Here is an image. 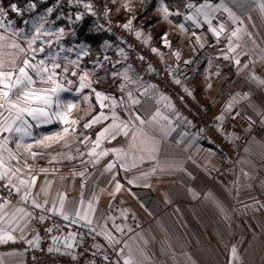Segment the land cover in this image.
<instances>
[{
	"label": "crops",
	"instance_id": "0c3cea01",
	"mask_svg": "<svg viewBox=\"0 0 264 264\" xmlns=\"http://www.w3.org/2000/svg\"><path fill=\"white\" fill-rule=\"evenodd\" d=\"M188 2L199 4L203 1ZM211 2L217 3L219 0ZM226 2L240 17L241 22L237 24L227 21V14H224L223 18L226 20L228 30L236 27L242 29L243 40L237 52L240 53L241 65L247 64V69L238 68L234 60L223 59L227 40L222 36L218 43L208 31L207 25L202 29H195V35L190 22L185 25L187 31L180 29L182 16L170 15L165 19L160 0L157 1L152 16L157 18L156 25L166 24V34L175 36L178 49L188 46L189 67L186 69L184 66L174 65L185 74L183 79L185 88L200 99L210 112L219 116L229 113L225 109L235 98L232 110L239 109L262 126L261 134L252 136L245 144L238 166L226 177L216 178L213 171L223 159L222 152L205 138L201 130L191 125L183 116L177 117L173 107L166 108L167 102L161 100L157 104L156 101L161 95L155 89L153 99V90L150 89L149 95L139 96L141 105L136 106L139 109L138 114L142 116L151 114L159 107L161 112L171 119L175 131L171 135H164L159 131L152 133L159 149L155 153L154 161L138 162L135 167L129 166L127 170L117 166L114 174L106 173L101 176L105 165L115 159L114 154L103 157L95 165L82 164V159L87 161L89 158L86 154L82 158L77 154V148L81 152H87L80 144L82 137H79V134L82 132L94 140L96 132L111 121L84 129L83 124L100 111L95 97H91L89 106L74 92L65 93L63 94L65 100L73 99L79 105L70 114V119L79 121L75 126L77 135H72L71 132L67 134V144L63 141H46L45 143L49 145L46 148L33 143L32 151L42 154L34 159L21 155L18 165L24 179H28L29 173L38 177L33 195L39 193L45 179L53 181L48 193L38 196L40 202L55 197L58 192H63L69 200L73 198L79 200L83 184L85 200L91 199L95 193L97 197L95 203L99 210L116 216V223L131 226V232L125 229L124 240L142 234L149 241L146 247L141 240L134 241L145 247L150 257L149 264H264V207L261 206L264 205V123H262L264 118L259 114L264 110V88L259 87L256 81L246 79L251 74L264 79L262 51L264 22L261 20L258 5L251 3V0ZM120 9V12H124V4L121 3ZM38 13L37 11L36 14ZM130 17L135 18L133 15ZM213 24H216L215 20ZM144 25L143 29L138 30L143 40L145 34L151 37L153 26ZM245 29L247 33H251V37L245 34L243 31ZM197 36L201 37L199 43L196 40ZM253 40L255 44L252 43ZM82 42L75 41V44H83ZM65 43L68 44L67 39ZM201 43L203 47L200 46ZM15 51L11 47H5L0 50V54L5 60H9L11 58L9 54H14ZM111 79V75H108L104 82ZM113 81L117 87L116 92H112L110 88L102 91L119 99L121 96L119 84L122 78L118 77ZM48 86L51 85H37ZM97 86L98 84H95L96 88ZM119 115L122 119L126 118L123 112ZM63 127L60 123H53L34 128V132L38 136L54 132L63 134ZM182 133L186 134L183 139ZM9 146L15 150L14 143ZM102 148H122L129 151V138L118 136L111 142L105 141ZM69 156L74 158L69 159ZM25 160L27 165L31 166L30 169L25 167ZM171 161L176 163H170ZM41 168L49 169L47 175L40 171ZM80 172H85V176L74 175ZM143 173L148 175L144 177ZM113 176L122 185L119 191L115 190L114 183H108ZM129 180L133 183L129 184ZM121 210H126V220L119 218ZM32 224L34 226V221ZM108 227H111V222ZM15 235L19 236V233ZM35 235L36 232L26 233L28 239ZM233 246L237 249L235 258L231 252ZM4 259L5 264L10 260L16 262L22 260L23 263L25 260L24 255L5 256Z\"/></svg>",
	"mask_w": 264,
	"mask_h": 264
},
{
	"label": "snow or ice",
	"instance_id": "6c2138e0",
	"mask_svg": "<svg viewBox=\"0 0 264 264\" xmlns=\"http://www.w3.org/2000/svg\"><path fill=\"white\" fill-rule=\"evenodd\" d=\"M232 2L235 3L236 0H232ZM59 3L60 0H56V5L48 7L43 14L21 21L29 27H16V21L8 18L9 11L22 17L25 12L31 13L36 9V3H28L24 8L19 7L17 3H11L7 9L0 3V50L5 47L16 50L14 54H9L11 57L9 60H5L0 54V189L7 191L6 197L0 196V245H6L9 242L16 243L19 240L31 247L39 248L41 238L38 234L32 239H28L26 236V233L30 231L36 232L32 222L35 220L43 224L53 217H60L69 225H79L81 228L87 229V232L69 231L66 235H52V244L48 247L49 253L56 252L70 256L72 260H77L78 255L74 253L73 249L81 247L86 237H91L95 241L97 236H103L108 247L112 248L117 257L113 261L104 246L94 242L91 247L96 251L92 255L100 256L104 264H121V261L122 264H149L150 257L145 251L149 241L142 234L124 240L125 229L131 232V226L126 224L122 226L116 223V216L111 215L110 212L99 210L95 203L97 200L95 193L91 199L85 200L83 184L81 185L82 191L79 200L75 198L69 200L63 192H58L55 197L40 202L38 196L42 193L47 194L53 181L45 179L40 186L39 193L33 195V188L38 177L29 173L28 179H24L21 175V168L18 166L21 155L31 156L34 159L37 155L42 154L32 151L33 143L46 148L49 146L45 143L46 141H63L67 144V134L71 132L72 135H77L75 126L79 124V121L70 119V114L79 105L73 99L65 100L63 97L65 93L74 92L89 106H91V97L94 95L100 111L83 124L84 129H91L95 125L111 121L96 132L94 140L82 132L79 134V137H82L80 144L87 149V152H81L77 148V154L81 158L86 154L89 158L87 161L82 159V164L91 163L95 165L103 157L114 154L115 159L105 165L103 172L100 173L101 176L106 173L114 174L117 166L122 170H127L129 166L135 167L138 162L154 161L156 159L155 153L159 149L152 133L159 131L164 135H171L175 131L171 119L164 115L159 107L151 114L143 116L138 114L139 109L136 106L141 105L139 96L149 95L151 89L153 90L152 98L155 99L156 86L146 84L135 73L130 64L126 65L122 71L113 70L110 73L113 80L118 77L122 78V82L119 84L121 92L119 99L113 95L97 91L93 87L94 82L90 77L104 69L105 62H111V58L104 56L103 60L95 61L92 64V72L81 67V58L88 55V52L85 51L86 46L84 44H75L72 47L65 46L62 43L63 37L66 35L74 36L75 31L69 29L66 32L64 27L56 28L55 24L63 19L74 23L81 20L84 13H77L75 21L70 15L65 17L63 13L52 20L49 18L50 14L53 13L55 7L59 6ZM68 3L83 4V7L88 10L93 8L91 4L84 3V0H68ZM251 3L258 5L261 20L264 22V0H251ZM160 6L165 19H168L170 15L182 16L183 22L179 23V28L182 30L187 31L185 25L190 22L193 35H195V29H202L204 25H207L208 31L212 33L218 43L223 36L227 40L223 59L234 60L238 68L247 69V64L241 65L240 53L237 52V49L241 47L240 42L243 40L242 29L236 27L228 30L226 20L223 18L224 14H227V21L237 24L241 22L240 17L229 7L226 0H219L217 3H213L211 0H203L199 4L186 2L184 11L177 9L175 13L170 12L169 6L164 3V0H160ZM107 11L105 8L106 14ZM92 14L96 15L95 12ZM214 20L216 21L215 25L213 24ZM131 24L132 21L129 20L122 26L131 30ZM243 31L251 37V33H247L246 29ZM5 33L8 35L6 36ZM136 36L140 37L141 33L136 32ZM17 39L22 40L26 47L16 43ZM196 40L199 43L201 37L197 36ZM5 41H11V43L6 44ZM147 42V40L144 41V43ZM164 42L165 44L168 43L166 39ZM252 43L255 44V41L253 40ZM246 45L247 41L244 42L245 47ZM104 46L110 47L107 41H105ZM200 46L203 47L204 45L201 43ZM152 51L163 58V54L159 53L158 49L152 48ZM72 53L75 54V59L69 55ZM119 53L126 60L127 54L123 48L119 49ZM175 55L179 58V52H176ZM119 63L120 61L115 62V64ZM115 64H113V69H115ZM58 69L60 71H57ZM148 70L153 71L151 66ZM69 75L77 77V81L70 79ZM108 75L109 73L105 72V76L97 77L95 83L106 79ZM246 79H252L256 81L259 87L264 88V79L255 76V74H251ZM175 82L181 83L180 80ZM37 84L51 86L37 87ZM77 84L78 86H76ZM85 89L90 90L88 94H84ZM141 89H143L142 92ZM185 91L188 90L185 89ZM161 100L167 102L165 103L166 108L171 109L173 107L168 102V97L161 95L160 99L156 101L157 104ZM234 102L235 98L226 107V112L232 110ZM120 112H123L126 118L122 119L119 115ZM259 114L264 118V110ZM175 115L179 117V113H175ZM217 120L223 121L224 114L217 117ZM53 123H60L64 126L63 134L54 132L38 136L34 132V128ZM262 123H264V119H262ZM121 135L129 138V151L122 148H102L105 141L111 142ZM184 135L186 134H181V139ZM13 143L15 150L9 146ZM72 158L74 157L69 156V159ZM13 161L16 163H12ZM170 163L176 162L171 161ZM25 167L29 169L31 167L27 165L26 160ZM40 171L47 175L49 169L41 168ZM76 174L84 177L86 173H74V175ZM142 175L146 177L148 173ZM62 180L63 178H61ZM108 183H114L116 191L122 187L120 182L114 179V176ZM128 183L131 184L133 181L129 180ZM14 194L18 197L15 202L12 200ZM261 206L264 207V205ZM37 209L39 210L38 216L35 212ZM119 218L127 219L126 210L120 211ZM109 222H111V229L108 227ZM62 227V225L54 222L45 231L51 234L54 231H60ZM113 230L120 234L119 237L113 234ZM15 233H19V236ZM137 239L141 240L145 247L134 243ZM121 244L123 246L118 247ZM61 247H63L62 253ZM231 252L235 258L237 252L235 246L232 247ZM5 256L22 257L23 253L15 251L0 253V264H5ZM8 264H23V261L10 260ZM88 264H95V261H89Z\"/></svg>",
	"mask_w": 264,
	"mask_h": 264
},
{
	"label": "built area",
	"instance_id": "2783aa9c",
	"mask_svg": "<svg viewBox=\"0 0 264 264\" xmlns=\"http://www.w3.org/2000/svg\"><path fill=\"white\" fill-rule=\"evenodd\" d=\"M87 1L93 6L99 27L111 33L124 45L127 61L138 76L144 82L155 85L156 91L160 95L169 98L176 113H179L191 125L201 130L205 138L222 152L223 159L213 171V175L219 179L226 177L229 172L238 166L241 152L248 140L252 136L261 134L262 126L260 123L251 120L239 109L231 110L224 116L223 121L217 120L219 115L210 112L200 99L185 88L183 84L184 72L174 66L165 56L161 58L158 53H154L152 51L154 47L149 42L144 43L145 40L136 36V32L139 31L134 21H132L131 30L125 29L122 25L128 23V21L117 19L116 15L111 12L106 0ZM105 8L108 10L107 14ZM140 57H143V59H140ZM149 66L153 71L148 70ZM176 80H180L181 83L177 84ZM185 89L188 91H185ZM0 196L6 197L7 191L0 189ZM17 199L18 197L14 194L12 200L16 201ZM35 212L38 216L39 210H35ZM54 222L63 227L60 231L47 233L45 229L52 226ZM34 228L41 238L39 248L31 247L24 241L18 240L16 243L9 242L6 245H0V252L15 251L23 253L25 258L23 264H88L89 261L93 260L95 264H104L100 256L92 255L96 251L91 247L95 242L104 246L113 261L117 259L103 236H97L95 241L91 237H86L81 247L73 249L74 253L78 255L77 260H72L70 256L60 253H49L48 247L52 244V235H66L69 231L87 232V229L81 228L79 225H69L60 217H53L43 224L34 220ZM113 234L118 237L120 235L114 230ZM122 246L121 244L118 247ZM62 252L63 249H61Z\"/></svg>",
	"mask_w": 264,
	"mask_h": 264
},
{
	"label": "rangeland",
	"instance_id": "374dc122",
	"mask_svg": "<svg viewBox=\"0 0 264 264\" xmlns=\"http://www.w3.org/2000/svg\"><path fill=\"white\" fill-rule=\"evenodd\" d=\"M45 1L46 0H31L28 3H36L37 7H39ZM106 1H107V4H108L111 12L116 15L117 19H119L121 21H129V20L134 21L136 23L137 27H138V30L143 29L145 27V25H144L145 22H146L145 20H148L149 17H147V18H145L143 20H140V21H138L136 18H133V17L131 18L130 17V15H132L130 12L133 9L135 3L137 1H141V0H115V2H114V0H106ZM0 3H2V2L0 1ZM84 3H88L89 4V2L87 0H84ZM121 3L124 4V6H125L124 12H120L119 11V10H121L120 9ZM26 5H25V7H26ZM54 5H56V0H53V2L48 7H53ZM3 6H4V4H3ZM37 7L31 13L27 12L26 16H24V14H23L22 17L21 16H17L15 13H12V12L9 11L8 18L9 19H14L16 21V25H15L16 27H29V26L24 25L21 21L22 20H26V19H31L32 17H34L36 15H41L48 8V7H46V8H43L42 10H38ZM5 8L7 9L8 7H5ZM37 11L39 12L38 14H36ZM85 12H94V10H93V8L91 10L85 9L83 7V4H80V5L69 4L68 0H60L59 6L54 8V11H53L52 14H50L49 18L52 19V20H55V17L57 15H60V13H63L65 17L70 15L72 17V20L75 21V15L77 13H84V15H85ZM84 15H83V18H84ZM19 17H21L20 20H19ZM82 19L79 20V21H75L74 23H70L67 19H63V20H60V21L56 22V24H55L56 28L64 27L66 32H68L69 29H74V31H75V35L74 36L73 35H66V36L63 37L62 43L65 46L72 47L75 44V41H79L78 35H77V29L80 27V25L82 23ZM96 25H97V27L99 28L100 31L107 32V31L101 29L97 23H96ZM158 25H161V24L159 23L156 26H158ZM66 39L68 41V44L65 43ZM144 39L147 40L149 42V44L152 43L151 42V37L146 36V34H145V38ZM165 39L168 41L167 44H165V42H164ZM64 40H65V42H64ZM176 41H177V39L175 38L174 35L166 34V36L164 35V37L162 38L161 41H159V43H154L153 47L158 49L159 53H162L163 56H165L172 64L178 65L180 67L184 66L183 68L187 69L189 67V64H188V58H189L188 46L186 45V46L182 47V49L180 50V49H178L179 46L176 44ZM15 42L21 44L24 47H26V44L20 39H17ZM82 43L86 46L85 47V51L88 52V55L87 56H83L81 58L80 64H81L82 68H86L87 70H89V72H92V64L95 61L103 60L104 56H108V57L111 58V62H105L104 69L99 70L98 72L95 73V75H92L90 77L93 80V82H94L93 83V87H95V84L99 85V84H102L105 81V79H103L99 83H95L97 77L105 76V72H108L109 75H110L111 71H113V70L122 71L123 68L126 65H129V63L127 61V58L125 60L123 57H121V55L119 53V49L120 48H123L125 53H126V50H125L124 45L121 44L118 39H117V42H113V41L107 40V44L110 45V47H105L104 46L105 42H104L102 47L100 49H98V50L91 49V47L88 44H86L85 42H82ZM54 47H55V45H54ZM178 50H180V51H178ZM176 52H179V58H177V56L175 55ZM69 55L73 59H75V54L74 53L69 54ZM116 61H120V63L119 64H115ZM113 64H115V69H113ZM57 71H60V70L58 69ZM69 78L72 79L73 81H77V79H78L77 77H71V75H69ZM37 85L39 86V84H37ZM76 86H78V84ZM96 90L103 92L102 90H99L98 88H96ZM84 91H85L84 93L88 94V92L90 90L89 89H85ZM92 97H94V96H92Z\"/></svg>",
	"mask_w": 264,
	"mask_h": 264
},
{
	"label": "trees",
	"instance_id": "16d2710c",
	"mask_svg": "<svg viewBox=\"0 0 264 264\" xmlns=\"http://www.w3.org/2000/svg\"><path fill=\"white\" fill-rule=\"evenodd\" d=\"M5 7H9L11 3H17L19 7L24 8L25 5L31 0H0ZM158 0H147V1H137L131 10V14L135 16V18L140 21L147 17L148 20H145V24L153 25L151 31V42L150 45L153 47L154 43H159L162 40L164 35L167 33L166 24L162 23L161 25L156 26L157 18L152 16V12L154 11ZM188 1L193 2H201L203 0H164V3L169 6V10L172 13H175L177 9L180 11L184 10V4ZM53 0H46L41 6L37 7L38 10H42L43 8L48 7ZM93 12H85L84 18L82 19V23L80 27L77 29V35L79 41H83L88 44L91 49L98 50L102 47L103 43L107 40L117 42V38L114 37L109 32H102L97 27L95 15ZM27 12L24 13L26 16ZM175 17L176 15H171V17ZM178 17V16H176ZM21 17H19V20ZM177 20V19H175ZM178 21V20H177ZM113 80L106 81L102 84H99L97 88L99 90L110 88L111 91H117V87L113 84Z\"/></svg>",
	"mask_w": 264,
	"mask_h": 264
}]
</instances>
